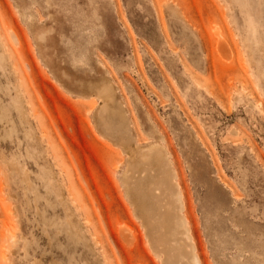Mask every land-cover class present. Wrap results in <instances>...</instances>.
Wrapping results in <instances>:
<instances>
[{
  "label": "rangeland",
  "instance_id": "obj_1",
  "mask_svg": "<svg viewBox=\"0 0 264 264\" xmlns=\"http://www.w3.org/2000/svg\"><path fill=\"white\" fill-rule=\"evenodd\" d=\"M98 85L166 153L195 263L264 264V0H0V264H162Z\"/></svg>",
  "mask_w": 264,
  "mask_h": 264
},
{
  "label": "bare ground",
  "instance_id": "obj_2",
  "mask_svg": "<svg viewBox=\"0 0 264 264\" xmlns=\"http://www.w3.org/2000/svg\"><path fill=\"white\" fill-rule=\"evenodd\" d=\"M48 32L39 34L38 41L45 42ZM89 89L95 92L103 102L97 119L95 118V124L106 135L117 140L122 152L128 156L127 169L122 176V184L125 186L123 189L134 210V212L131 210L133 215L135 213L146 230L150 246L153 249L160 247L156 255L163 258L162 264H196L188 234L187 219L183 214V204L180 202L178 186L174 180L175 175L166 153L157 145H150L146 150L133 147V136L128 121L120 105L114 104L111 86L98 85ZM140 165H146L143 169L144 177L138 176ZM162 166L165 168L163 176L158 175V169ZM241 245L240 249L243 248ZM251 246L252 244L249 243L248 248ZM259 248L263 249L262 242ZM180 255H184L185 258Z\"/></svg>",
  "mask_w": 264,
  "mask_h": 264
}]
</instances>
